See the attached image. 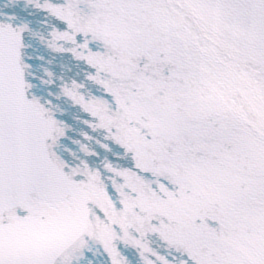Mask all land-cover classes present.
<instances>
[{
	"label": "snow or ice",
	"instance_id": "obj_1",
	"mask_svg": "<svg viewBox=\"0 0 264 264\" xmlns=\"http://www.w3.org/2000/svg\"><path fill=\"white\" fill-rule=\"evenodd\" d=\"M0 264H264V0H0Z\"/></svg>",
	"mask_w": 264,
	"mask_h": 264
}]
</instances>
